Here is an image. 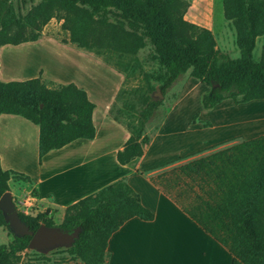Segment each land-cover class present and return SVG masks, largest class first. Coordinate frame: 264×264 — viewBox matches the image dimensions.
I'll list each match as a JSON object with an SVG mask.
<instances>
[{"label":"trees","instance_id":"trees-1","mask_svg":"<svg viewBox=\"0 0 264 264\" xmlns=\"http://www.w3.org/2000/svg\"><path fill=\"white\" fill-rule=\"evenodd\" d=\"M188 7L187 0H39L18 16L9 0H0V47L37 41L44 26L58 19L69 36L59 39L61 43L93 54L122 74L124 81L108 114L130 135L116 155L123 166L143 156L160 126L147 134V123L163 104L153 94L159 90L165 96L186 73L209 87L201 100L204 109L225 100L236 106L264 100V45L259 60L254 59L257 39L264 35V0H223V16L234 30L240 54L236 59L219 52L209 29L185 20ZM147 46L158 65L151 72L136 58ZM104 51L114 55L115 62L104 58ZM94 108L86 92L74 84L42 77L0 81V115L20 116L38 127L39 163L46 153L72 141L94 139ZM190 157L144 174L228 251L231 264H264V135L233 138L186 158ZM10 181L30 179L0 166V198L9 191ZM18 215L32 232L42 225L70 234L78 229L66 253L81 264H106L108 240L125 222L153 219L125 180L67 207L59 225L46 213ZM0 226L8 227L1 211ZM30 239L14 235L8 245H0V264H19Z\"/></svg>","mask_w":264,"mask_h":264},{"label":"crops","instance_id":"crops-1","mask_svg":"<svg viewBox=\"0 0 264 264\" xmlns=\"http://www.w3.org/2000/svg\"><path fill=\"white\" fill-rule=\"evenodd\" d=\"M18 60L24 63L20 72L15 68ZM92 63L96 68L88 69L86 65ZM38 77L57 84H74L86 92L88 100L95 105L92 115L95 136L92 140L77 139L52 150L39 163L38 127L20 116L0 115V166L4 171L17 172L30 179L27 183L10 181L9 187L11 183L23 184L25 193L34 199L38 213H46L51 220L55 218L58 223H54L59 225L67 207L125 180L139 195L142 206L153 214V219L144 221L135 217L125 222L108 240L106 264H231L228 251L144 174L182 156L186 159L182 163L189 161L192 157H186L230 140L232 134H211L214 122L203 114L216 113L217 108L231 100L213 109H204L201 100L209 87L188 76L143 156L122 166L116 155L130 135L108 112L122 86L123 75L90 53L46 35L34 42L0 47L1 82ZM194 88L200 89L197 97L200 110L196 113L194 109L190 114L188 126L195 135L188 143L181 136L182 127H187L180 121L181 102ZM251 107L264 111V100H253L236 108L249 110ZM195 115L198 118L192 123ZM258 116L252 115L243 122L247 126L243 130L246 140L264 135V114L261 118ZM229 120L235 123L230 118L226 122L230 123ZM201 122H209L210 126L204 128Z\"/></svg>","mask_w":264,"mask_h":264},{"label":"rangeland","instance_id":"rangeland-1","mask_svg":"<svg viewBox=\"0 0 264 264\" xmlns=\"http://www.w3.org/2000/svg\"><path fill=\"white\" fill-rule=\"evenodd\" d=\"M189 2V7L185 13V20L200 27L209 29L216 40L217 49L220 53L227 55L231 59H236L239 57V50L235 44V33L231 24L224 19L223 16V0H187ZM39 0H9V3L13 6L14 10L18 16H24L29 9L36 5ZM62 20L52 19L50 20L43 28L42 35L49 37H54L56 39H68V34L61 30ZM264 45V36L257 39L256 47L254 50V59L259 60L262 52V46ZM20 54V52L18 51ZM152 50L149 46L138 51L136 58L140 62L142 69L151 72L158 69L156 62L151 61ZM92 57L96 58L93 54H90ZM102 56L107 59H111L112 62H115L116 57L111 54L102 52ZM20 59V58H19ZM100 61L99 58H96ZM75 65V64H73ZM78 65V64H77ZM76 66V65H75ZM88 69L95 67V64L92 63L91 66H88ZM96 68V67H95ZM95 71V70H94ZM74 72V71H71ZM101 72V71H98ZM188 78V73L182 75L173 86L167 91L165 96H159L157 92L153 94L154 99L161 100L163 102L162 106L154 112L153 116L146 125L147 134L151 135L161 123L165 113L167 112L170 105L176 99L178 93L180 92L182 86L184 85L185 80ZM135 82H131L129 85H134ZM128 87V86H127ZM200 89L194 88L191 89L185 98H182L181 102V112H180V121L181 124H186L187 127H182L181 136L186 138V141L189 143L193 141L195 135L191 129H189L188 123L189 118L191 117V112L196 109V113L199 109V102L197 97L199 95ZM198 107V108H197ZM233 103H228L227 105L220 106L216 109V113L206 114V119L212 120L214 123V129L212 133L214 136L232 134L233 138H242L245 139L243 135V130L247 126H243L245 119H248L250 116L259 115L257 118H261L260 115L264 114V111L257 110L256 108L248 109H237ZM237 109V110H236ZM261 111V112H258ZM195 114V113H194ZM232 119L235 121V124L232 121L226 122V119ZM228 121V120H227ZM209 136V134L207 135ZM25 186L21 183H11L9 187V193L12 196L13 203L17 212H20L21 209H26L24 204V199L28 196L25 191ZM38 207L34 205L32 209H29L34 215L38 213ZM53 222L56 224L58 221L53 218ZM55 220V221H54ZM13 232L9 227L0 226V245H8L13 239ZM67 247L59 246L52 248L46 251H37L27 248L20 254L19 264H81L78 261L72 259L66 253Z\"/></svg>","mask_w":264,"mask_h":264},{"label":"water","instance_id":"water-1","mask_svg":"<svg viewBox=\"0 0 264 264\" xmlns=\"http://www.w3.org/2000/svg\"><path fill=\"white\" fill-rule=\"evenodd\" d=\"M157 93L161 96L159 90H157ZM0 211L4 216V220L8 224V227L15 236L31 237L28 244L29 249L42 252L59 246L69 248L79 233L78 229L70 234L44 225L40 226L35 232H32L19 218L12 196L9 192L4 193L0 198Z\"/></svg>","mask_w":264,"mask_h":264},{"label":"built area","instance_id":"built-area-1","mask_svg":"<svg viewBox=\"0 0 264 264\" xmlns=\"http://www.w3.org/2000/svg\"><path fill=\"white\" fill-rule=\"evenodd\" d=\"M26 207V209H21V213L26 216H35L29 209H32L35 205V201L33 198H31L29 195L24 199V202L22 203Z\"/></svg>","mask_w":264,"mask_h":264},{"label":"bare ground","instance_id":"bare-ground-1","mask_svg":"<svg viewBox=\"0 0 264 264\" xmlns=\"http://www.w3.org/2000/svg\"><path fill=\"white\" fill-rule=\"evenodd\" d=\"M24 66V63L20 60L15 62V68L17 69L18 72H20L21 68Z\"/></svg>","mask_w":264,"mask_h":264}]
</instances>
